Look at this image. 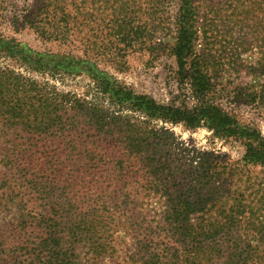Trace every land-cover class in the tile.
Returning a JSON list of instances; mask_svg holds the SVG:
<instances>
[{"label":"trees","instance_id":"1","mask_svg":"<svg viewBox=\"0 0 264 264\" xmlns=\"http://www.w3.org/2000/svg\"><path fill=\"white\" fill-rule=\"evenodd\" d=\"M47 1L54 11L36 8L32 23L48 12L53 42L73 40L81 17L96 23L99 0ZM132 2L118 0L90 44L121 67L128 54L174 58L179 82L167 103L92 60L0 33V264H264V185L247 178V202L239 187L249 168L264 170V135L241 111L264 115V0H161L175 8L171 19L163 11L161 25L174 28L166 44L117 18ZM225 19L261 54L251 83L235 82L237 54L227 64L212 55ZM83 74L94 83L83 94L34 77ZM168 125L235 139L244 155L186 146Z\"/></svg>","mask_w":264,"mask_h":264},{"label":"rangeland","instance_id":"2","mask_svg":"<svg viewBox=\"0 0 264 264\" xmlns=\"http://www.w3.org/2000/svg\"><path fill=\"white\" fill-rule=\"evenodd\" d=\"M117 3L118 0H99V3H96L98 13L95 14V25L90 26L81 17L80 22L82 21V24L79 29L80 31L75 36L73 35L75 38L67 44L60 45L58 42H53L47 38L48 33L45 30H49L50 27L46 24L47 21L44 15L49 14L48 12L42 14L39 19L43 21L38 27H43L44 29L41 28L39 30L34 25L35 23H32L35 15H37L36 8L48 9L49 12L54 11L53 5L50 4L49 6L47 0H0V14L2 15L0 17V33L9 38H16L18 41L26 43L30 48L38 52L52 53L66 51L82 59L92 60L98 64L99 68L106 70L113 78L120 81L121 84H126L138 93L148 94L159 102H169L171 95L177 93L176 89L179 82L176 76L174 58L160 55L152 63H148L147 56L149 55L128 54L124 59V67H121L119 64L113 62L112 57H109L111 56L110 54L106 53L100 47L90 44V40H94L95 38V36L91 37L92 33L94 34L98 30L99 34H103L106 31V26H103L102 23L106 25L107 22L112 20V14ZM163 4L161 0H136L135 3H129L128 6L122 5L117 13V18L124 21L125 25L137 28L138 36H153L157 41L161 37L164 44L172 43L174 28L172 26L168 27L166 24H161L165 22H163L165 16L163 15V11L171 19L172 11L175 8L172 3H167L166 8ZM151 6H153V10H150ZM117 8H120V6L118 5ZM103 18L105 23L102 20ZM50 19H53V15H51ZM219 26L222 35L219 38L221 43H218L212 49V55L218 58L221 56L223 58L222 62L227 64V59H229L231 51L233 54H237L235 59L239 56L237 59L238 63L234 67L239 73L236 75L237 79L235 82L238 84L251 83L255 79V74H259V70H254L257 67L255 63L261 56L259 50L254 48V45L251 49H245L246 46L241 45L239 42V39L243 38V36H239L238 33L235 35L237 29L233 30V23L228 21V19L222 20ZM232 31L234 32L233 35L230 34ZM232 37L234 40H232ZM118 62L121 61L118 60ZM0 63H4V61L0 60ZM7 63L14 65L10 61H7ZM12 68L16 69V66ZM18 71L25 73L23 69H18ZM34 77L40 81L43 79V81H49V84H57L61 90H65L66 92L72 91L76 94H83L89 89L91 84H94L86 74L81 76L61 75L57 76L56 79H52L49 76L42 77L34 75ZM220 77L222 79L216 81L227 84V81L224 80L225 74L221 73ZM262 78H264V75ZM241 111L244 119L247 121H257L264 135V115H261L260 110L253 109L252 106H242ZM162 125L161 123L160 126ZM167 127L175 133L179 142L184 143L186 146L194 147L202 151L215 152L233 161L241 159L244 155V146L240 141L235 139L224 140L213 138L212 133L204 128L196 132H190L182 126L171 128L168 125ZM247 178L263 186L264 170L256 167L249 168L245 171L242 179L243 182L241 181L239 183V187L242 194L245 193L244 195H246V202L251 200L246 190L247 185L245 182ZM261 193H264V191H261ZM262 216H264V209ZM261 219L264 222V219ZM126 247H129L128 249H131V252L136 248V246Z\"/></svg>","mask_w":264,"mask_h":264}]
</instances>
